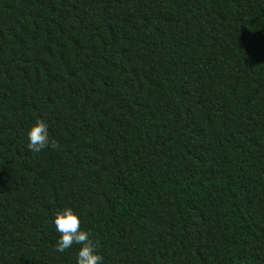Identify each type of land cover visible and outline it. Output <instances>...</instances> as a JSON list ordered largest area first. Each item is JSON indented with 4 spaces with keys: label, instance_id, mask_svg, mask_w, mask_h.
Segmentation results:
<instances>
[{
    "label": "trees",
    "instance_id": "obj_1",
    "mask_svg": "<svg viewBox=\"0 0 264 264\" xmlns=\"http://www.w3.org/2000/svg\"><path fill=\"white\" fill-rule=\"evenodd\" d=\"M66 206L103 264H264V0H0V264H75Z\"/></svg>",
    "mask_w": 264,
    "mask_h": 264
},
{
    "label": "clouds",
    "instance_id": "obj_2",
    "mask_svg": "<svg viewBox=\"0 0 264 264\" xmlns=\"http://www.w3.org/2000/svg\"><path fill=\"white\" fill-rule=\"evenodd\" d=\"M51 144L48 125L43 120H36L27 131L29 151L39 153ZM52 223L59 234L55 249L64 252L79 245L76 250L75 264H103V257L98 252V242L91 239L90 233L81 228V216L72 207L66 206L58 211Z\"/></svg>",
    "mask_w": 264,
    "mask_h": 264
}]
</instances>
